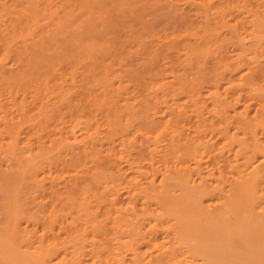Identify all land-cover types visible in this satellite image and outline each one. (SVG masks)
Masks as SVG:
<instances>
[{"label":"bare ground","instance_id":"obj_1","mask_svg":"<svg viewBox=\"0 0 264 264\" xmlns=\"http://www.w3.org/2000/svg\"><path fill=\"white\" fill-rule=\"evenodd\" d=\"M74 1L0 0V264H264V0Z\"/></svg>","mask_w":264,"mask_h":264},{"label":"rangeland","instance_id":"obj_2","mask_svg":"<svg viewBox=\"0 0 264 264\" xmlns=\"http://www.w3.org/2000/svg\"><path fill=\"white\" fill-rule=\"evenodd\" d=\"M126 2L125 4V7L126 9H130L132 11L138 9L140 11H142V9H144L145 7L147 6H156V7H163L165 4V0H123ZM70 2H73V3H77V1H74V0H70ZM164 4V5H162ZM151 17V15L148 16V18ZM77 23H78V20H73L70 24H72L70 26L69 29H73V31H78V28H77ZM72 31V30H71ZM61 38L59 40H57V45H65V42H63V38L67 37L65 35V33L63 34H60L59 35ZM58 36V37H59ZM66 40V39H65ZM64 43V44H63ZM92 41L91 40H84V42L82 43L81 41H76L74 44L76 45V47L78 48V52L81 54V55H86V53H88V47L91 44ZM65 54V52H63ZM196 179L199 180V177L196 176ZM1 226V225H0Z\"/></svg>","mask_w":264,"mask_h":264}]
</instances>
